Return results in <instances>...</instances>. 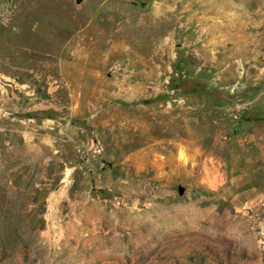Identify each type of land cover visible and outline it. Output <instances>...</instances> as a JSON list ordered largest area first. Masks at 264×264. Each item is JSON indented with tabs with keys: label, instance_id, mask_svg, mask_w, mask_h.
I'll use <instances>...</instances> for the list:
<instances>
[{
	"label": "rangeland",
	"instance_id": "1",
	"mask_svg": "<svg viewBox=\"0 0 264 264\" xmlns=\"http://www.w3.org/2000/svg\"><path fill=\"white\" fill-rule=\"evenodd\" d=\"M0 264H264V0H0Z\"/></svg>",
	"mask_w": 264,
	"mask_h": 264
},
{
	"label": "water",
	"instance_id": "2",
	"mask_svg": "<svg viewBox=\"0 0 264 264\" xmlns=\"http://www.w3.org/2000/svg\"><path fill=\"white\" fill-rule=\"evenodd\" d=\"M83 0H76L77 3H81Z\"/></svg>",
	"mask_w": 264,
	"mask_h": 264
}]
</instances>
